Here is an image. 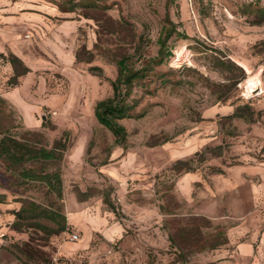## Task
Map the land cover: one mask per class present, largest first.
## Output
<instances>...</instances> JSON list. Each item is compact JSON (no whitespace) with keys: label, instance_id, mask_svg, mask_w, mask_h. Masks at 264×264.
Instances as JSON below:
<instances>
[{"label":"rangeland","instance_id":"374dc122","mask_svg":"<svg viewBox=\"0 0 264 264\" xmlns=\"http://www.w3.org/2000/svg\"><path fill=\"white\" fill-rule=\"evenodd\" d=\"M253 1L264 4L0 0V138L66 145L62 199L0 162V264H264V24L245 14ZM167 19L186 38L174 32L155 64ZM123 58L151 68L121 146L94 108L113 96ZM237 107L245 118L230 117ZM31 200L60 208L66 230L14 229Z\"/></svg>","mask_w":264,"mask_h":264},{"label":"trees","instance_id":"16d2710c","mask_svg":"<svg viewBox=\"0 0 264 264\" xmlns=\"http://www.w3.org/2000/svg\"><path fill=\"white\" fill-rule=\"evenodd\" d=\"M75 5L72 4L71 8ZM72 10V9H69ZM68 10V11H69ZM253 15V24H264V4L260 1H253L246 5L245 14ZM170 26L163 28L159 37L160 49L156 58L152 59L155 64H160L165 56L166 42L174 32L183 38L185 35L176 31L175 25L167 19ZM10 62L15 66L22 61L12 56ZM221 65H226L224 61H220ZM233 64V63H231ZM118 76L113 81L114 94L111 97L99 100L94 108L95 117L102 126L106 127L115 137L118 145L124 146L127 140V130L121 123V120L134 117V110L137 101L131 99L133 88L138 81L143 79L150 71L151 67L134 68L128 63L127 58L118 61ZM29 71V68L23 67L20 73L16 72V78ZM15 78V79H16ZM242 108L237 109L230 115L231 118H245ZM142 115H137L141 117ZM66 145L57 142L52 148L40 145L36 141H32L26 137L19 139L11 134H3L0 138V162L4 165L6 172L11 177H17L21 182H40L44 183L47 189L55 194L59 199L63 195V179L62 170L58 165L62 161ZM3 197H0V201ZM16 220L13 223L14 229L21 230L22 222L26 227L37 226L44 228L50 234H58L64 232L67 228L66 216L60 208H47L36 201H25L24 205L15 211ZM44 218L58 224V229L50 230L41 223H37V219Z\"/></svg>","mask_w":264,"mask_h":264},{"label":"bare ground","instance_id":"6f19581e","mask_svg":"<svg viewBox=\"0 0 264 264\" xmlns=\"http://www.w3.org/2000/svg\"><path fill=\"white\" fill-rule=\"evenodd\" d=\"M239 64L241 65V66H243V67H245L247 70H249L248 69V67H247V65L244 63V62H239ZM257 75H254V76H251L249 79H248V81H247V83H248V87H257L258 85H257Z\"/></svg>","mask_w":264,"mask_h":264},{"label":"built area","instance_id":"2783aa9c","mask_svg":"<svg viewBox=\"0 0 264 264\" xmlns=\"http://www.w3.org/2000/svg\"><path fill=\"white\" fill-rule=\"evenodd\" d=\"M78 239H79L78 234H74V235L71 236V240H72V241H76V240H78Z\"/></svg>","mask_w":264,"mask_h":264},{"label":"crops","instance_id":"0c3cea01","mask_svg":"<svg viewBox=\"0 0 264 264\" xmlns=\"http://www.w3.org/2000/svg\"><path fill=\"white\" fill-rule=\"evenodd\" d=\"M64 188L66 189V187H65V186H64ZM245 249H246V252H248V251H249V248L247 247V245H246Z\"/></svg>","mask_w":264,"mask_h":264}]
</instances>
